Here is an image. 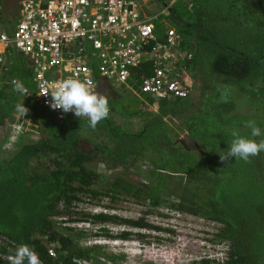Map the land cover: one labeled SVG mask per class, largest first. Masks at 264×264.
Returning <instances> with one entry per match:
<instances>
[{
  "label": "trees",
  "instance_id": "16d2710c",
  "mask_svg": "<svg viewBox=\"0 0 264 264\" xmlns=\"http://www.w3.org/2000/svg\"><path fill=\"white\" fill-rule=\"evenodd\" d=\"M178 1L169 14L153 20L154 34L163 41L166 29L174 28L181 36L178 49L189 55L181 60L192 90L185 98L151 96L146 102L156 103V112L138 130L121 129L115 118L138 116L141 101L101 78L93 90L107 95L110 111L94 130L72 112L43 110L29 63L12 69L9 52V64L0 67V264H9L6 257L21 244L33 248L42 264L74 259L106 264L102 256L117 264L120 256L108 255L105 246L80 245L90 233L64 226L65 221L101 225L96 236L110 239L127 240L131 232L113 235L106 224L170 231L107 212L75 210L84 196L112 204L143 202L151 211L165 207L215 223L219 230L211 241L227 245L225 264H264V152L249 162L220 160L233 128L251 138L249 120L261 129L254 139H264V0ZM149 69L146 63L137 72ZM13 80L22 81L30 95L13 92ZM22 100L29 109L23 119H32L34 130L20 129L16 148L6 153L7 130L24 124L15 113ZM140 235L139 241L147 237Z\"/></svg>",
  "mask_w": 264,
  "mask_h": 264
},
{
  "label": "built area",
  "instance_id": "2783aa9c",
  "mask_svg": "<svg viewBox=\"0 0 264 264\" xmlns=\"http://www.w3.org/2000/svg\"><path fill=\"white\" fill-rule=\"evenodd\" d=\"M160 1L162 8L148 17L137 0H22L14 29L0 32V64L12 47L29 59L36 100L51 113L62 110L49 107L51 98L43 96L44 89L51 93L55 83L69 77L91 89L101 78L136 96L142 92L158 99L185 98L193 79L181 60L190 59L178 49L181 36L167 28L165 39L158 41L153 24L178 0ZM146 63L151 69L138 73L137 68ZM221 245L207 244L202 253L187 254L189 260L183 252L171 250L169 258L225 264L228 248ZM48 253L54 256L52 248ZM156 257L163 256L158 252Z\"/></svg>",
  "mask_w": 264,
  "mask_h": 264
},
{
  "label": "rangeland",
  "instance_id": "374dc122",
  "mask_svg": "<svg viewBox=\"0 0 264 264\" xmlns=\"http://www.w3.org/2000/svg\"><path fill=\"white\" fill-rule=\"evenodd\" d=\"M21 0H0V30L3 29V24H5V28L8 31H12L13 26L18 21L19 16V3ZM141 10L144 12L145 16L152 15L158 12L162 8V4L159 0H138ZM177 1L174 5H176ZM162 18V17H161ZM160 19V18H159ZM157 19V20H159ZM12 51L10 57L13 59V68L16 69L19 67L21 63H29L28 59L21 54H18L17 51L12 47L7 52ZM7 64H9V60H6ZM33 79L32 74H30ZM116 87V86H113ZM119 87V86H118ZM121 93L126 94L127 97L134 98L132 95L128 93V90L121 85L119 87ZM149 94L140 93L141 103L139 104V108L141 113L138 116H134L132 118H121L116 117V126H119L123 130H138L144 123V119H147L149 114H152L156 111L153 108H157L155 104L146 105V100L152 99ZM39 106L45 110L41 104ZM24 124L22 126L16 125L14 127L11 126L9 132L7 130V138L4 141L3 149H5L6 153L12 152L14 147L13 143L18 139L20 129L23 131H31L33 132L32 127V119L24 120L22 118ZM31 125V126H30ZM24 135V134H23ZM29 138H33V136H28ZM102 166H98L96 171H102ZM102 173H104L102 171ZM107 177H109L108 173H105ZM82 201L79 202L77 207L75 206V210L84 211L88 213H99V212H107V214H115L121 218L138 220L144 225L151 226H160L163 228H167L168 232H156L153 229L145 228L138 229L132 228L126 225H114V224H106L105 227L111 234L117 235L120 232L128 230L131 232L130 239H119V238H107L106 236H96V234H101L99 231V227L101 225H92L88 222L86 223H63L64 226L82 228L87 230L90 235L82 238L80 240V245L82 246H92V245H100L105 246V250L108 255H116L120 256L116 260L117 264H144L145 261L155 260L157 263L162 264H176L179 261H171L169 258V253L172 250L174 253L183 252L185 254V259L189 260L187 254L196 256L197 253H202L206 250L207 244H219L211 241L213 238V234H215L219 230V226L215 223L185 214L179 213L175 211L167 210L165 207H161L160 209L153 210L148 209L143 202L132 201V200H121L116 203H110L108 198L103 199H92L87 196L82 197ZM111 206V209L105 208L106 205ZM55 220H60L56 218ZM64 220V219H63ZM140 234H144L147 237L142 238V241H139ZM94 235V236H93ZM160 237L161 240H156L157 237ZM197 239V240H196ZM199 239V240H198ZM227 247L226 244L221 245L220 247ZM202 247V248H201ZM198 248H201L199 250ZM157 251V253H155ZM158 252H161V256L156 257ZM54 251V255H55ZM155 254V255H154ZM151 255V256H150ZM103 257V260L106 264H113L112 261L107 257ZM91 264V263H88Z\"/></svg>",
  "mask_w": 264,
  "mask_h": 264
},
{
  "label": "clouds",
  "instance_id": "9594fccd",
  "mask_svg": "<svg viewBox=\"0 0 264 264\" xmlns=\"http://www.w3.org/2000/svg\"><path fill=\"white\" fill-rule=\"evenodd\" d=\"M21 2L22 0L20 1L19 6L21 5ZM154 15L156 14L154 13L153 15H149L148 17H154ZM19 17H20V9H19L18 19ZM0 21H1V14H0ZM3 30L7 32H11L8 31L7 29H2L0 30V32ZM5 56L7 57V54ZM7 65H8L7 62L5 63L4 61L3 64H0V67ZM105 81L112 84L113 86H116L110 81L107 80ZM12 84H13V89H12L13 92H17L25 97L27 95H30L28 89L25 87L22 81L13 80ZM135 86L136 85H134V87ZM137 91L140 92L139 90ZM128 93L130 95L136 96L130 90H128ZM43 96H50L51 100L49 103V107L52 110H62L63 113L72 112L79 119L87 118L88 126L93 130L96 128L97 124L100 121L106 119L109 115L110 109L108 106L107 95L101 92L94 91L93 89L89 88L86 82L81 81L78 78L69 77L67 79H63L55 83L53 85V90L51 91V93H49L48 89L45 88ZM138 96L136 97L139 100L140 94H138ZM23 100L15 105V113L18 119H22L23 117L27 116L29 113V109L24 107L23 105ZM145 103L146 105H148L147 102ZM154 104L155 106H157L156 103ZM153 109L155 110L156 108ZM245 127L251 130V138L242 136L240 134L239 129L233 128L231 130V136L233 137L231 144L228 147L226 154L220 155V160L222 163L227 162L230 158H235L242 160L244 162H249L251 157H255L259 155L261 152H264V139H260L259 141L254 139L262 135L261 129L257 126V122L255 120H249L246 122ZM6 259L9 261V264H25V262H27V264H42L39 255L35 252L33 248L29 247L27 244L19 245L16 248L15 253L12 255H8ZM73 264H88V262L74 259Z\"/></svg>",
  "mask_w": 264,
  "mask_h": 264
},
{
  "label": "crops",
  "instance_id": "0c3cea01",
  "mask_svg": "<svg viewBox=\"0 0 264 264\" xmlns=\"http://www.w3.org/2000/svg\"><path fill=\"white\" fill-rule=\"evenodd\" d=\"M142 13H143V11H142ZM155 14H157V12L155 13ZM18 54H20L19 52H17ZM7 58H8V55H7V57L5 56V58H4V61H5V63H6V60H7ZM28 62H29V59H28ZM30 63V62H29ZM1 68H0V76H1Z\"/></svg>",
  "mask_w": 264,
  "mask_h": 264
}]
</instances>
